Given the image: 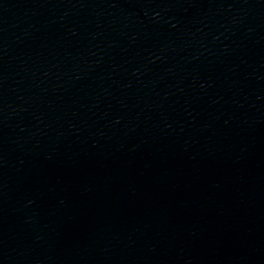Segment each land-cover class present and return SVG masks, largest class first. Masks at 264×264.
Listing matches in <instances>:
<instances>
[{
    "label": "water",
    "instance_id": "1",
    "mask_svg": "<svg viewBox=\"0 0 264 264\" xmlns=\"http://www.w3.org/2000/svg\"><path fill=\"white\" fill-rule=\"evenodd\" d=\"M0 264H264V0H0Z\"/></svg>",
    "mask_w": 264,
    "mask_h": 264
}]
</instances>
